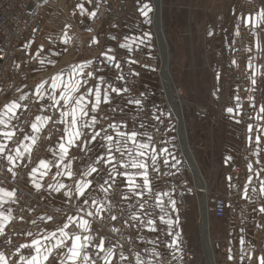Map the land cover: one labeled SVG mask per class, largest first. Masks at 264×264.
<instances>
[{
  "label": "crops",
  "instance_id": "obj_1",
  "mask_svg": "<svg viewBox=\"0 0 264 264\" xmlns=\"http://www.w3.org/2000/svg\"><path fill=\"white\" fill-rule=\"evenodd\" d=\"M121 0H46L44 4L43 18L38 22L32 33L24 38L22 41V47L25 49L26 56L16 57L13 64L10 67L7 79L0 80V111L3 110V106L7 103L17 100L22 107L16 110V118H13L8 127L5 128L4 125L0 124V133L5 131H11L14 136L11 140H6L3 135H0V144H5L6 148L4 153H0V158L4 159L12 171H16L20 167H28V175L25 182V188L30 191H38L42 199L55 207H63L66 205H73L78 209V212H73L68 214L62 221V223L57 227L51 226H41L38 229L26 228L25 233L31 240L37 238L36 234L40 233L41 236L47 233L56 231L57 228L63 226L67 223L68 216H84L89 219L93 232L92 235L96 236V223L95 221L106 222L109 229L115 227L112 221L108 217L114 214V200L116 196V190L121 189L123 194H129L126 182L123 177L117 176L116 180L118 186L109 189L107 193L103 192L99 186L93 187L89 192V198L96 199L98 202L103 203L105 211L100 213L99 217H87L85 215L86 211H94V209L89 205H83V198L75 197L71 200L68 197L62 195V193L53 192L49 189L48 185L50 183H56L57 181L63 182L70 187H74L73 180H70L67 176H57V169L53 167L48 175L40 177L37 173L35 179L38 183L42 185L40 189H37L33 184V177L30 174L31 169L39 164L41 159L49 161H58V145L61 137L54 136L45 142L43 155L35 162H32L31 153H25L24 157L18 159L15 162V166L10 164L6 159L7 155H15V150L22 144L31 145V152L33 147L40 141V136L45 129V127L53 122L49 121L45 124L40 132H33L31 125L28 129L20 132V123L28 109V101H32L34 105L33 111V122H35V117L37 115L52 116L53 120L60 119V111L63 110L61 105H57L55 108L50 107L52 103L49 99V95L52 93L51 77L56 75L60 70L64 72V79H69V73L71 72L72 66L77 64H83L85 61H92V64L87 67L85 72H94L97 77L103 76L106 83L101 85V88H107L109 84L113 87L121 89V93L117 95L116 93H110V102L105 104L101 103L100 110L96 113H90L97 117L98 123L96 125V130L106 129L108 134L115 136V133L111 128L108 127L110 123H115L121 125L120 130L122 131H132L138 130L141 135L138 140L141 142H147V135L152 136L151 147L147 150L149 154L151 153V148L154 147L157 150V167L158 172H154L151 167L150 155L145 156V159L149 164V176L152 180V185L155 192H167L168 196L162 197L165 201V208L170 213L169 199L175 200L176 208L180 205L176 201V196L174 191L164 186V182L169 178L172 171L177 168L173 167L174 159L168 156V151L163 152V149L168 150V129L166 127V122L160 118L158 112L159 103L152 96L147 94V91H152L153 87L147 86L145 89V79L146 68L149 66L146 63L140 61V57L152 56L151 52L146 49L145 44H133V50L129 52L127 49H122L119 44L125 43V37L135 38L132 34L135 32L136 27L131 24L132 18L136 16L132 13L131 7L120 6L118 3ZM83 5L86 10L84 14L81 13L79 5ZM95 12L96 15L90 16L88 13ZM258 13L252 15L254 22H258V27H253L252 24H247L249 32L248 37L251 38L244 39L243 43L247 45V57L244 64V70L247 75L245 86L241 88L244 90L240 97L241 108L236 109V95H232L231 100L234 103L233 113H228L225 111L222 114L221 121L226 123L232 122L233 127L229 126L226 128L227 133L224 131V135H228L231 140L224 141L218 139L220 128L216 121V117H211V126L208 128V139H209V151L203 141H197L198 145V161L199 168L201 172L204 173L212 171L214 165L210 162L216 159V154H213L214 146H221L222 151V162L224 166H229L231 171V180L233 182L232 188L228 189L226 195L223 197L229 199V207L224 218L219 219L212 215L209 218V239L215 255L216 264H258V258L264 256V213L259 211L261 206H264V193H261V181L264 180V113L260 112V108L264 106V21L259 20ZM99 23L100 27L94 32L90 31L93 23ZM136 24V22H134ZM138 30V29H137ZM95 37L98 43H92V38ZM116 37V39H112ZM247 37V38H248ZM68 42L65 43L64 41ZM248 41V42H247ZM259 45V46H258ZM108 49H112L113 53L117 57V60L121 64L119 69L115 68L114 63H108L105 58L101 55L103 52H107ZM97 52L100 62L97 65L93 64V53ZM32 60H36L37 63L33 64ZM136 60L138 63L132 64L130 61ZM43 61V63H41ZM251 64V67L249 66ZM99 69V72L96 70ZM133 73H139V75H133ZM75 76V74H73ZM117 76H123L124 79H117ZM256 79L257 83L252 85L250 77ZM135 78L136 82H131V79ZM81 79L87 80L86 87H93L98 81L92 77H81ZM47 81L45 88L48 90L45 94L43 100H39L35 94V88L41 82ZM127 88L128 91L125 92L123 89ZM257 89V90H255ZM61 88L56 89V95L59 97ZM85 88H82L80 93L74 95L83 94ZM147 90V91H146ZM246 92V93H245ZM256 93V95H255ZM21 95H25L26 99L19 101L18 98ZM253 97L250 101L249 97ZM140 99L142 105L144 101H149L150 108L146 109L138 121L133 123L130 118L136 113L138 109L142 106L128 103L129 100ZM254 105V106H253ZM90 108L91 105L89 104ZM115 109V111H113ZM243 109H248L250 111V123L253 126V132L249 133L252 140H249V151L246 161H241L239 159V127L241 121V111ZM159 117V119H156ZM7 120V117H3ZM70 119V118H69ZM87 119V117L85 118ZM127 119V121H124ZM239 121V123H237ZM104 122L105 125H101ZM62 128L65 127L63 124L56 123ZM122 125H127L123 127ZM222 125V123H221ZM91 132L92 130H87ZM198 133L200 137L206 134L204 128H201L195 132ZM203 133V134H202ZM36 136L38 139L35 144L32 143L31 139H25L26 136ZM104 132H101V136ZM261 136V143L257 145L255 141V136ZM232 136H236L233 140ZM15 141H19L15 143ZM223 143V144H222ZM93 151L89 152L87 156L77 148H71L69 150V156L66 158L65 163L72 160L73 170L83 169L85 165L92 162V158L96 156L97 153L104 155V150L100 148V140L93 142ZM132 147V145H129ZM180 148V145H179ZM51 149V151H50ZM218 149V148H217ZM23 151V149H21ZM53 152H57L56 156H53ZM255 152H259V155H255ZM117 158L119 159V154L117 153ZM229 157L231 159H229ZM233 158V159H232ZM168 160V164H164V160ZM252 165V171H249L248 165ZM243 166V171L238 173L239 168ZM110 167V166H101ZM209 170V171H208ZM128 171H136L134 169H128ZM259 173V175H257ZM100 176L107 178V173L101 171L100 175L97 176L93 174L95 181L100 184L103 180ZM249 177H251V183H249ZM240 180H243L242 182ZM137 182L141 181L137 179ZM111 183V181H110ZM247 186V198H245V187ZM107 187V185H105ZM7 191H15L10 187L0 186ZM255 189V191H253ZM154 193H145L144 200L147 201L146 208L152 214V218L157 220V231H149L147 227L133 228L132 234L125 239V245L121 243L118 239L122 235V231L119 233H112L113 235L106 236V247L110 245L117 246L124 245L125 255H129L134 261V253L139 252L141 258L145 261V264H169V256L171 253L174 254L173 264H187L183 248L178 245L171 250L170 240L173 238L169 235V229L166 225L161 224L158 220V215H163L159 209L154 207L155 199ZM222 196V195H221ZM140 198L133 197L130 200H124L121 208L128 214L133 210L140 213V209L137 206ZM20 198L16 195L13 199L7 197L4 201L0 202V212H4L6 215L10 212L11 217H13V206L20 203ZM111 207V211H109ZM83 209V210H80ZM200 214V213H199ZM174 216V215H173ZM43 217V219H41ZM24 221L28 227H31L35 223L43 224L47 221L45 215H38L35 220L29 219L28 216H24ZM148 217H143L147 219ZM167 218V217H166ZM174 218V217H173ZM201 218V215H200ZM199 218V221H200ZM175 219V218H174ZM176 220V219H175ZM8 223V222H7ZM6 226V225H5ZM5 228V227H4ZM75 228V225H70L68 229L71 231ZM201 228V222H200ZM79 231V229H76ZM28 233L33 235L29 236ZM173 233V232H172ZM202 239V231H201ZM241 239L244 243L241 244ZM46 243V242H45ZM202 243V240H201ZM32 249V248H31ZM231 250V251H229ZM66 251V249H65ZM34 249H32V254L34 255ZM92 254V253H90ZM104 254L101 253L100 256ZM229 255L233 256L232 260H229ZM6 256V255H5ZM24 257H29L30 255H20ZM19 256V257H20ZM7 257V256H6ZM17 258V264H23ZM160 257V259H158ZM251 257V259H249ZM98 260V264H103V261L99 257H94ZM59 257L53 260L51 257L46 264H58ZM122 264V262H121Z\"/></svg>",
  "mask_w": 264,
  "mask_h": 264
},
{
  "label": "snow or ice",
  "instance_id": "obj_2",
  "mask_svg": "<svg viewBox=\"0 0 264 264\" xmlns=\"http://www.w3.org/2000/svg\"><path fill=\"white\" fill-rule=\"evenodd\" d=\"M79 8L81 13L84 14L86 11L84 6L81 4L79 5ZM140 11L147 19L152 9L149 4L145 3ZM88 14L93 17L96 15L95 12ZM259 20L264 21V12L259 13ZM148 22L150 23V20H148ZM246 23L252 24L253 27L259 26V23L254 22L251 17L246 20ZM237 35H239V32H237ZM143 36L145 38L150 37V33L146 32ZM112 39H116V37H112ZM137 39H139L140 44L144 43V39L142 38L125 37L126 42L119 44V47L131 52L133 50V44H136ZM64 42L67 43L68 41L65 40ZM92 43H98L95 37L92 38ZM109 53H113V50L108 49L107 52H103L101 55L105 58L106 62L114 63L115 68L119 69L121 64L117 60L116 55ZM130 62L132 64L138 63L136 60H131ZM41 63H43V61H41ZM233 63L235 64L236 62L233 61ZM91 64L92 61H85L83 64L72 66L71 72L68 74L69 79L67 80L64 79L63 70H60V72L51 77L50 87L52 93L49 95V99L52 103L49 106L55 108L57 105H61V101L64 102L63 105H61L63 110L60 111V119L53 120L52 116L37 115L35 117V122L31 123V128L33 132H40L42 127L49 121L63 124L65 125L61 137L63 142H60L58 145V161L41 159L39 164L31 169L30 174L33 177V184L37 189H40L42 185L35 179L37 173H39L42 178L43 176L48 175L51 169L55 167L57 169L56 175L67 176L70 180H73L74 187H70L63 182L57 181L56 183H50L48 185L49 189L53 192L62 193V195L68 197L69 200L75 197L83 198V205L87 206L90 204L94 209V211H86L85 215L87 217H99L100 219H103V217L100 216V213L105 211L104 204L98 202L96 199L90 200L89 192L93 187L98 185L103 192L107 193L109 189L118 186L116 177H123L124 181L121 182H126L128 193H130V195L123 194L122 199L130 200L133 197L140 198L137 205L140 209V213L133 210L123 223L130 228L147 227L149 231L156 232L157 220L152 218V214L146 208L147 201L144 200L145 193L153 194L154 189L152 180L149 176L150 166L143 158L150 155L152 170L154 172L159 171V168L157 167V150L152 147L150 154L147 151L151 147L152 136L145 133L144 135L147 136V142H141L138 140V137L141 135L138 130L122 131L120 130L121 125L115 123H110L108 125V127L115 133V136L108 134L106 129H101L99 131L96 130V125L98 123L97 117L90 115V113L98 112L101 103L107 104L110 102V93H116L119 95L121 89L113 87L111 84H109L107 88L102 89L101 85L106 83L104 77L102 75L97 77L94 72L84 71ZM249 66L251 67V64ZM96 71L99 72V69ZM73 74H75V76H73ZM133 75H139V73H133ZM81 77H92L97 79L98 82L93 87H86L87 80L81 79ZM117 79L123 80L124 77L117 76ZM249 79L251 80L252 85L257 83L254 76ZM46 83L48 82H41L35 88V94L39 100H43L45 94L48 92L45 88ZM61 86L62 90L59 93V97H57L56 89L61 88ZM82 88L86 89L83 94L74 95L80 93ZM123 91L127 92L128 89L125 88ZM24 99H26L25 95H21L18 98L19 101ZM252 99L253 97L250 96L249 100L251 101ZM236 100L237 104L235 107L236 109H239L241 108L239 103L240 97L237 96ZM128 103L142 106V101L140 99L129 100ZM89 104L91 105L90 108L88 107ZM21 107L22 105L17 100L5 104L3 110L0 111V124L7 128L9 122L13 118H16V110ZM113 111H115V109H113ZM226 111L231 114L233 113L234 108L229 107ZM260 112L264 113V106L260 108ZM3 117H7V120ZM86 117L87 119H85ZM156 119H159V117ZM237 123H239V121H237ZM122 126L127 127V125ZM89 129L92 131H87ZM102 131L104 132L103 136H101ZM248 132H253V126L251 124L248 125ZM0 135H3L6 140H11L14 133L11 131H5L0 133ZM98 138L100 140L99 146L104 150V155L97 153L96 156L92 158L91 163L85 165L83 169H77L75 171L73 170L72 160H75L76 157H73L72 160L65 163L71 148H77L87 156L89 152L93 151V142L98 141ZM25 139H31L32 143L35 144L38 137L29 135L26 136ZM248 139L251 141L252 137L249 136ZM254 142L259 145L261 143V136L256 135ZM130 144L132 147L129 146ZM5 148V144H0V153H4ZM21 149H23V151ZM162 151L167 152L168 150L165 148ZM25 153H31V145L22 144L20 147L16 148L15 155H7L6 159L10 164L15 166V162L18 159L23 158ZM117 153L119 154V159L117 158ZM254 154L259 155V152H255ZM56 155L57 152H53V156ZM229 159L231 158L229 157ZM164 164H168L167 159L164 160ZM102 165L110 167L102 168ZM174 166L175 165H173V167ZM128 169H134L136 171H128ZM248 169L249 171H252L251 164L248 165ZM9 171H12V169L10 168ZM101 171L107 173V178L100 176L103 183L100 184L98 181H95L94 183V178L90 179V177H93V174L99 176ZM13 175H15V173H13ZM257 175H259V173H257ZM137 179L141 182L138 183ZM249 183H251V177H249ZM105 185H107V187H105ZM253 191H255V189H253ZM260 191L261 193H264V180L261 181ZM168 195L169 193L167 192H155L154 207L163 213V215H158L159 222L171 229L175 224H178L179 221L178 219L173 220L171 216L168 215L165 208V201L162 197ZM14 196V192L0 188V202L4 201L5 197L13 199ZM245 198H247V186L245 187ZM169 203L172 206V210L177 211L175 200L169 199ZM108 210L111 211V207H109ZM259 211L264 213V206H261ZM145 216L148 218L143 219ZM10 219H12L10 212L7 215L4 212H0V234H3L4 227ZM41 219H43V217H41ZM47 219L51 220L52 217L49 216ZM108 219L110 221H118L119 218L117 215L112 214ZM67 220L68 222L57 228L56 231L47 233L43 236H41L40 233H37V238L32 239L30 244L21 245V247L34 249L35 254L30 255L27 258L20 256V261H22L23 264H46L50 257L53 260L59 257L58 264H98V260L94 257H99V259L103 261V264H121V262L122 264H133L130 256L125 255L124 245H119L118 249L115 245L106 247V237L104 236H99L98 242H96V237L92 235L93 228L89 219H86L84 216H68ZM70 225H75V228L71 231L68 230ZM76 229H79V231H76ZM110 231L112 233H119L121 229L118 227H112ZM168 234L172 235V232L169 231ZM28 235L31 236L33 234L28 233ZM178 238L179 233H176V238L172 240L170 247L178 246ZM240 243L243 244L244 240L241 239ZM90 249L92 250V254H90ZM101 253L104 255L100 256ZM228 259L232 260L233 256L229 255ZM249 259H251V257H249ZM134 261L135 264H145V261L141 258L139 252L134 253ZM0 264H9L8 258L3 252H0ZM258 264H264V256L258 258Z\"/></svg>",
  "mask_w": 264,
  "mask_h": 264
},
{
  "label": "rangeland",
  "instance_id": "obj_3",
  "mask_svg": "<svg viewBox=\"0 0 264 264\" xmlns=\"http://www.w3.org/2000/svg\"><path fill=\"white\" fill-rule=\"evenodd\" d=\"M124 1H128L132 13L136 16L135 19H130L131 24L136 27L132 35L144 39L143 44L152 55L149 57L145 55L148 61H153L151 64L146 63L149 67L146 68L145 89L147 86L153 87L152 91L146 90L147 94L157 100L160 109L158 114L166 122L169 139L168 156L173 157V165L184 172L192 182L176 137V118L169 107L162 84L160 71L162 57L152 22L153 1ZM145 3L152 9L147 19L140 11ZM161 9V22L170 57L168 69L177 94L174 97L178 104L182 103L188 143L199 166L196 140L198 142L202 140L206 150L209 151L207 130L209 125L211 126L212 116L216 117L218 128L222 132L218 139H222L223 142L231 140L228 135H224V131L227 133L226 128L233 127L234 124L229 121L222 122L220 119L227 108L234 107L232 95L243 94L244 90L241 87L246 85L244 81L248 79L244 70L247 45L243 43L244 35L249 32L246 20L259 11L264 12V0H162ZM146 32L150 33V37L143 36ZM250 38L249 36L246 39ZM137 40L139 42V39ZM233 61L236 63L234 64ZM241 73L244 75L241 76ZM201 128L206 131L202 137L195 133ZM232 138L234 140L236 136ZM220 147L222 145L217 146L218 149L214 146L213 154L217 157L210 162L209 170L212 168L211 165L215 164L214 169L210 173L202 171L208 187V196L226 195L233 184L230 167L223 165ZM175 196L180 207L175 213L170 205L169 216L173 220L178 219L179 222L171 229L168 228L173 232V238L171 240L169 238L170 245L176 238V233H179L178 245L183 248L187 264H207L201 243L197 195L194 189H191L186 194H175ZM208 211L211 219L213 212L210 205ZM174 248L171 247V250L173 251ZM173 253L169 256V264L174 262Z\"/></svg>",
  "mask_w": 264,
  "mask_h": 264
},
{
  "label": "built area",
  "instance_id": "obj_4",
  "mask_svg": "<svg viewBox=\"0 0 264 264\" xmlns=\"http://www.w3.org/2000/svg\"><path fill=\"white\" fill-rule=\"evenodd\" d=\"M45 1L46 0H0V80L7 79L10 67L16 57L26 56L25 49L21 45L22 41L26 36L32 33L38 22L43 18ZM118 5L128 6V1L121 0ZM99 27V23H93L90 31L94 32ZM247 37L248 35L246 33L244 39ZM93 57V64L97 65L100 62L98 53L94 52ZM139 59L143 63L151 64L153 62L148 61L145 57H140ZM32 63L36 64L37 61L32 60ZM240 75L243 76L244 73ZM131 82H136V79L132 78ZM28 106L20 123V132L28 129L33 121V111L35 109L33 102L28 101ZM148 108H150L149 101H144L142 107L130 118L132 124L137 122L139 117H141ZM249 123L250 111L248 109H243L241 111L239 127V159L242 162L246 161L248 157ZM101 125H105V123L101 122ZM62 134L63 131L59 125L54 122L49 123L43 130L40 141L33 147L31 152L32 162L35 163L43 155L47 139L54 136L62 137ZM18 142L19 141H15V143ZM9 169L10 167L6 161L0 158V186L12 188L21 202L13 206V217L6 224L3 234H0V252H3L7 256L9 264H17V258L20 255L32 254L31 248L21 247V245L30 244V238L25 233L26 228L38 229L41 226L57 227L68 214L78 212V209L73 205L55 207L44 201L38 191L26 189L25 182L29 171L28 167H20L16 171H9ZM242 171L243 166L239 168L238 173ZM13 173H15V175H13ZM190 174L192 182L186 177L184 172L179 168H175L163 184L171 188L175 194L179 195L186 194L191 189H194L197 195L198 206L201 207V191L196 186L193 174L191 172ZM240 181L242 182L243 180ZM122 195V190L117 189L114 200V214L117 215L119 219L118 221H112V224L121 229L122 235L118 240L125 245V239L132 234L133 228L123 223L129 214L121 208L123 204ZM206 202L208 206H211L213 215L216 218L222 219L225 217L230 203L229 199L219 194H213L210 196L207 195ZM38 215H45L46 217L51 216L52 219H47L43 224L35 223L31 227H28L23 217L28 216L29 219L35 220ZM95 223L96 242H98L99 236L106 237L113 235L106 222L95 221ZM89 251L92 253L91 249Z\"/></svg>",
  "mask_w": 264,
  "mask_h": 264
},
{
  "label": "bare ground",
  "instance_id": "obj_5",
  "mask_svg": "<svg viewBox=\"0 0 264 264\" xmlns=\"http://www.w3.org/2000/svg\"><path fill=\"white\" fill-rule=\"evenodd\" d=\"M154 5L153 13V29L156 35L157 45L159 46L160 56L162 57V68H161V77L164 92L168 99L169 107L173 110V114L176 116L179 122L178 134L180 139V152L183 155V158L193 174L196 186L198 189H201L202 193L200 196L201 202V231H202V246L205 250V256L208 258L210 253V239H209V206L206 202L208 187L206 180L203 179L198 172V164L194 154L191 150V147L188 142L187 129L184 122L183 107L182 103L178 104L175 100V89L171 81V76L168 69L169 53L167 50L166 39L164 29L161 22V7L162 0H152ZM189 145V147H188ZM198 166V167H197Z\"/></svg>",
  "mask_w": 264,
  "mask_h": 264
},
{
  "label": "water",
  "instance_id": "obj_6",
  "mask_svg": "<svg viewBox=\"0 0 264 264\" xmlns=\"http://www.w3.org/2000/svg\"><path fill=\"white\" fill-rule=\"evenodd\" d=\"M161 68H162V63H161V66H160V71H161ZM175 116V115H174ZM176 118V116H175ZM178 128H179V122H178V119L176 118V136H177V139H178V142H179V145H180V139H179V134H178ZM188 143V142H187ZM189 147V145H188ZM198 167V166H197ZM198 172L200 174V176L204 179L203 177V174L200 170V168H198ZM199 212H200V215H201V207L199 206ZM202 216V215H201ZM201 219L200 218V222H201ZM206 263L207 264H216V261H215V255H214V252H213V249H212V246L210 245V253H209V257L207 258L206 257Z\"/></svg>",
  "mask_w": 264,
  "mask_h": 264
}]
</instances>
